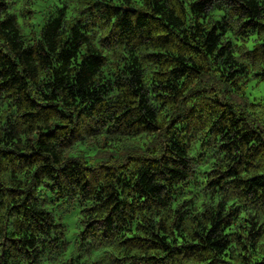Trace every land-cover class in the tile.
I'll use <instances>...</instances> for the list:
<instances>
[{"label": "trees", "instance_id": "obj_1", "mask_svg": "<svg viewBox=\"0 0 264 264\" xmlns=\"http://www.w3.org/2000/svg\"><path fill=\"white\" fill-rule=\"evenodd\" d=\"M262 30L253 0H0L6 239L50 236L62 264H264V216L245 211L264 208L261 153L240 152L264 139V98L246 93Z\"/></svg>", "mask_w": 264, "mask_h": 264}, {"label": "clouds", "instance_id": "obj_2", "mask_svg": "<svg viewBox=\"0 0 264 264\" xmlns=\"http://www.w3.org/2000/svg\"><path fill=\"white\" fill-rule=\"evenodd\" d=\"M243 2V0H241ZM253 3L255 5V15L260 19L261 23H264V0H253ZM234 25V29L239 27L241 21L238 19H234L232 21ZM261 35H264V30L261 31ZM251 56L256 57L258 60L261 61L260 67L264 68V50L257 49L256 52L250 53ZM261 103H264V101H261ZM40 126H44L43 121L37 122ZM67 123V121H65ZM260 123L261 129H264V121H258ZM48 126H51V122L48 123ZM255 127V125H252ZM26 128V126H25ZM259 131V130H258ZM3 133L0 131V136H2ZM31 135V133H29ZM81 137H83V132L80 133ZM257 140L260 141L259 145H254L252 149H249L247 145H242L240 147V152H247V151H257L260 152L261 155L257 156L255 159H253L252 164L258 165L262 170H264V139H262L260 136L257 137ZM34 143V142H33ZM56 154L60 157H63V159L60 161V163H63V160L66 159V154L63 149L55 148L54 149ZM106 158V157H105ZM228 159H231L229 157ZM113 165L119 163V161H112ZM228 163V160L226 159H220L218 157L215 167H222V165ZM37 167H39V164H37ZM27 172L28 178H31L30 173L31 170H25ZM15 186V185H13ZM27 185H25L26 187ZM40 192L45 196H57V193H47L43 187L40 189ZM71 196L72 194L69 193ZM78 197L73 196L70 203H72L73 207L75 208V201ZM66 205H62L65 207ZM87 207L88 205H84ZM208 207V213L211 214L215 211V206L211 203V201L207 202ZM6 209L0 208V264H62V248L55 247L56 241L52 240V237H47V240H41L38 243L29 241V243L32 244V247L25 250L23 247H21V244L23 243L22 240H18L15 244H13L11 241L6 239L11 233L18 231L17 228H15L11 221L17 220L19 221V217L16 216H7L5 215ZM77 213L79 212V209L76 208ZM245 211L248 212L250 217H256L260 218L261 216H264V208H261L259 210H256L252 207H248L245 209ZM146 223H149L146 220ZM201 227H204L207 224V218H205L203 221H200ZM236 223H242V221H237ZM261 226L264 227V219H261ZM193 231L201 232L200 227H196V224L193 223L191 226L188 227L187 235L191 236V233ZM230 231H239V229L233 228L230 229ZM246 235V233H243ZM21 236H24L25 234L23 232H20ZM59 235V233H57ZM62 239V237H61ZM48 241H51L49 244ZM247 242V241H246ZM264 243V240L261 241ZM45 245V246H42ZM236 251H239V248L233 245ZM179 251V250H177ZM147 252H138L137 255H147ZM160 255H163V253H160ZM183 255V254H181ZM115 264H120L119 261H116ZM157 264H192V261L190 260H182L180 257L172 256V254H169V256H165L164 260L157 261ZM201 264H207V260H203ZM237 264H239V261H237Z\"/></svg>", "mask_w": 264, "mask_h": 264}, {"label": "rangeland", "instance_id": "obj_3", "mask_svg": "<svg viewBox=\"0 0 264 264\" xmlns=\"http://www.w3.org/2000/svg\"><path fill=\"white\" fill-rule=\"evenodd\" d=\"M249 99L259 100L264 98V82L255 85L254 83H249L246 91ZM65 224L67 226L66 229V239L70 242L69 248L66 251V256L70 254L75 244V237L80 228L77 223L76 214L74 212L68 214L65 217Z\"/></svg>", "mask_w": 264, "mask_h": 264}]
</instances>
